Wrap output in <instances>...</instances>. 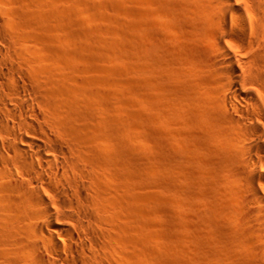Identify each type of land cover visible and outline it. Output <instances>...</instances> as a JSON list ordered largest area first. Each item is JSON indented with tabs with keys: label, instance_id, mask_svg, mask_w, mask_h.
I'll use <instances>...</instances> for the list:
<instances>
[{
	"label": "bare ground",
	"instance_id": "6f19581e",
	"mask_svg": "<svg viewBox=\"0 0 264 264\" xmlns=\"http://www.w3.org/2000/svg\"><path fill=\"white\" fill-rule=\"evenodd\" d=\"M168 3L169 225L185 204L200 233L179 263L264 264V0ZM56 8L0 0V264H166L110 41L54 36Z\"/></svg>",
	"mask_w": 264,
	"mask_h": 264
},
{
	"label": "rangeland",
	"instance_id": "374dc122",
	"mask_svg": "<svg viewBox=\"0 0 264 264\" xmlns=\"http://www.w3.org/2000/svg\"><path fill=\"white\" fill-rule=\"evenodd\" d=\"M70 1L55 0V18L59 16L61 24L58 27L54 18L52 33L75 37L74 43H79L85 53L96 44L110 41L105 53L112 58L105 65L118 72L115 95L119 111L114 113L123 118L126 111L132 112L135 134L142 139L139 144L150 154L146 187L153 203L150 226L166 231V264H180L184 247L189 244L194 250L200 239L199 227L192 219L194 214L185 204L180 221L187 219L181 221V226L170 227L169 214L175 216L177 212L166 200V37L182 28L176 24L168 26L169 0Z\"/></svg>",
	"mask_w": 264,
	"mask_h": 264
}]
</instances>
